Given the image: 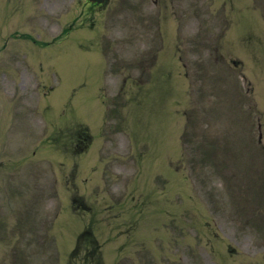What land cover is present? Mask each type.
Segmentation results:
<instances>
[{
	"label": "rangeland",
	"instance_id": "1",
	"mask_svg": "<svg viewBox=\"0 0 264 264\" xmlns=\"http://www.w3.org/2000/svg\"><path fill=\"white\" fill-rule=\"evenodd\" d=\"M75 1L40 0L42 20L40 33L43 38L77 20L80 10L74 9ZM143 1L151 2L111 0L106 12L93 16L94 29L89 19L87 25L89 30L75 31L71 37L86 39L89 48L93 50L111 51V54L117 57V59L114 57L117 61L115 69L122 65L119 62H125V66L131 67V62L136 63L150 51L152 57L160 46L154 40V25L148 29V20L147 23L138 21L140 3ZM223 1L175 0L182 10L179 15L183 22L172 21L170 27L171 29L178 27L182 34L178 39L182 47L179 55L183 59L186 66L184 71L188 76L183 86L184 96L178 102L176 99L173 100L176 102L173 111L178 115L175 114L177 128L174 125L171 104L167 103V96L170 93L182 96L181 92L175 89V83L178 87L180 81L173 78L175 80L173 87L172 84H165L154 90L153 97L147 100V109L145 108V112L141 114L145 124L141 127V134L148 142L149 152L146 156L150 153L149 160L145 161L144 158V144L139 143L140 149L136 147L128 126L125 130L120 128L117 135L107 137L105 146L96 157V162L100 163H97V170H94L95 165L92 163L87 168L83 165L77 167L79 171L74 174L77 177L75 182L79 193L86 194L88 201L69 199L68 192L71 191L67 187L73 180L69 178L66 183L61 179V170L63 173L66 169L63 165L56 167L61 161V156L49 148L38 147L39 138L44 132L38 131L40 129L38 121L31 122L25 116V124L38 133L24 140L22 146L24 154L31 156L24 160L22 166H18L20 169L13 170L18 159L16 161L8 159L7 174L19 178L12 185H8L9 193H15L12 197L14 199L0 198L2 204L0 214L8 216L6 234L9 238L4 243L0 234V264H87L85 254L79 249L74 254L70 253L77 248L73 245L75 242L86 251L89 244L97 245L99 252L100 248L110 250V259H104L106 264H264V128L261 131L258 128L259 119L264 122V97L260 94L263 90L260 81L262 82L263 78L259 79L262 76L261 65L256 62L253 55L245 53L246 50L238 49L240 51L238 52L230 45L231 40L239 37V31L237 37H234V29L238 24L233 21L230 25L224 23L226 14L228 17L233 15L231 9L225 7L221 9ZM242 4L249 8L252 5L258 8L260 6L264 18L262 6L264 0L234 2L235 7ZM145 8L147 13L152 14L154 11L151 3L145 4ZM3 10V16L9 19V7L5 5ZM238 13L240 23L243 21L244 26L256 27L264 34L261 25L251 19L252 13L243 9L242 20L240 12ZM56 26L58 29H55ZM37 32L39 31L35 29L34 33ZM134 34L139 37H135ZM192 36L196 37L195 42L191 41ZM49 38L50 36H47L45 39ZM253 45L254 41L249 38L248 48L252 50ZM57 46L47 49L52 62L48 66L45 65L44 69L50 79L52 75L49 72L55 68L59 70L61 86L57 93L49 98L48 103L51 107L46 114L58 118L62 110L60 104H66L73 99L76 114L90 121L92 128L96 127L101 121L99 117L102 112L96 96L99 71L94 72L96 66L90 67V63L94 62V56L78 50L72 52L69 49L63 50ZM33 51L35 52L34 49ZM259 52L261 55L264 54L262 48ZM31 56L34 59L35 55ZM61 56L67 57L63 63ZM166 57L169 59L170 55ZM233 59L243 61V66L239 68L241 72L240 70L236 72L233 67L229 68L233 65L231 62ZM224 63L227 70L221 67ZM163 64L170 67L166 58ZM211 67L222 68L224 71L222 74L227 78L219 83L210 81L209 73H205L204 78L201 77V70L206 68L216 72L214 77L221 74ZM262 69L264 73V68ZM244 75L247 77L245 82L242 78ZM85 78L86 85L79 84ZM21 80L24 82L22 86ZM37 82L39 81L28 72L24 79L15 77L11 72L7 78H3L0 72V92L12 102H16L23 91L25 110L35 107V99L43 97L37 88ZM249 83L253 86V93L250 95L245 90ZM230 84L234 93L241 99L235 102L238 112L235 115V108L231 104L234 102L233 89L229 88L227 93L230 99L226 103L232 106L224 115L236 121L220 117L217 111L214 113L210 108L211 104L217 106L224 102L218 97ZM120 87L121 82L114 85L113 89L107 87L103 93L100 91V95L112 97L120 92ZM144 92L145 89L141 101L143 108ZM1 99L0 146L5 150H10L14 146L18 148L24 134L22 126L24 123L14 115L10 103L6 99ZM137 106L139 107V104ZM126 107L122 110L125 116L130 112L129 105ZM132 109L134 105H131ZM194 110L206 117L211 116L212 119L203 120L201 123L203 128L212 127L217 135L233 137L243 135L251 142V147L257 148L261 153H243V156L239 157L233 150L223 149L219 144L206 148L207 141L213 140L211 134L209 138L197 137L191 135L187 129L183 130L185 122L180 119L182 112L185 111L186 116L191 119L190 114ZM68 119L67 115L60 116V122ZM239 125L243 128L239 129ZM191 130L195 131L193 125ZM182 131L183 135L179 140ZM188 135L191 136L189 139ZM204 138L207 141L205 139L202 149L197 152V142ZM223 140L224 138L221 139L222 144ZM230 144L237 148L236 142ZM34 151H37V154L33 156ZM168 154L171 168L167 167ZM71 164L72 161L68 162L69 166ZM148 170L151 173L150 186L149 179L147 180ZM85 177L89 178L88 185L83 184ZM149 188L152 194H148L149 201L142 208L140 206L144 205L142 195L146 197L145 192L149 191ZM86 203L89 204L87 207ZM145 212L146 215L148 212L151 214L149 213L140 223L139 220ZM92 215L97 224L92 229V242L89 243L86 241L87 236L79 239V234L85 231L84 226ZM62 219L68 221L64 225L67 233H71L74 224L75 236L59 238L61 228H58V221ZM5 225L0 220L1 230L5 231ZM141 226L144 228H140ZM156 230L162 231L161 240L166 239L163 244H160L159 239L155 242L152 240L153 235L154 238L157 236ZM63 242L67 245L60 247L64 253L60 261L59 254L57 252V257L55 251L58 250L56 246L59 243L63 246ZM79 255L85 263H82ZM97 255L93 262L91 251L86 254L90 261L88 264H102Z\"/></svg>",
	"mask_w": 264,
	"mask_h": 264
}]
</instances>
